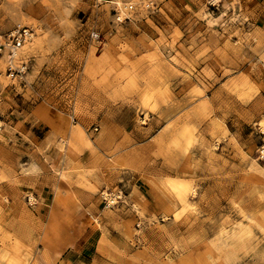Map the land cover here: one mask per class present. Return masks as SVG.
<instances>
[{
  "label": "rangeland",
  "instance_id": "1",
  "mask_svg": "<svg viewBox=\"0 0 264 264\" xmlns=\"http://www.w3.org/2000/svg\"><path fill=\"white\" fill-rule=\"evenodd\" d=\"M0 264H264V0H0Z\"/></svg>",
  "mask_w": 264,
  "mask_h": 264
},
{
  "label": "built area",
  "instance_id": "2",
  "mask_svg": "<svg viewBox=\"0 0 264 264\" xmlns=\"http://www.w3.org/2000/svg\"><path fill=\"white\" fill-rule=\"evenodd\" d=\"M32 35L33 30L31 28L21 27L5 34L2 43H0V55L6 57L5 71L9 78L22 77L26 72L28 61L24 58L22 48L31 41Z\"/></svg>",
  "mask_w": 264,
  "mask_h": 264
}]
</instances>
